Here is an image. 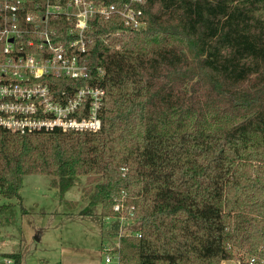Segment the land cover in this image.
Returning <instances> with one entry per match:
<instances>
[{"label":"trees","instance_id":"1","mask_svg":"<svg viewBox=\"0 0 264 264\" xmlns=\"http://www.w3.org/2000/svg\"><path fill=\"white\" fill-rule=\"evenodd\" d=\"M143 9L145 26L125 35L95 22L90 77L48 78L58 93L103 87L101 128H0V200L20 199L26 174L61 194L86 176L82 214L133 207L120 264H264V0Z\"/></svg>","mask_w":264,"mask_h":264},{"label":"built area","instance_id":"2","mask_svg":"<svg viewBox=\"0 0 264 264\" xmlns=\"http://www.w3.org/2000/svg\"><path fill=\"white\" fill-rule=\"evenodd\" d=\"M145 3L0 0V128L21 133L101 128L99 114L106 94L103 87L86 84L72 94L58 93L48 78L90 77L87 52L95 22L122 24L114 34L125 35L145 26ZM104 72L103 67L98 68L101 76ZM113 208L119 218L133 217V207L116 202ZM122 229L123 223L120 237L126 234ZM119 248L120 238L116 248L104 246V264H120Z\"/></svg>","mask_w":264,"mask_h":264},{"label":"rangeland","instance_id":"3","mask_svg":"<svg viewBox=\"0 0 264 264\" xmlns=\"http://www.w3.org/2000/svg\"><path fill=\"white\" fill-rule=\"evenodd\" d=\"M51 180L45 173L26 174L21 198L0 200L12 203L0 209V264H14L7 261L8 253H20L23 264H104V246L116 248L121 224L130 233L137 225L134 217H103L100 203L82 214L89 200L86 176L63 194ZM238 263L236 257L227 261Z\"/></svg>","mask_w":264,"mask_h":264},{"label":"crops","instance_id":"4","mask_svg":"<svg viewBox=\"0 0 264 264\" xmlns=\"http://www.w3.org/2000/svg\"><path fill=\"white\" fill-rule=\"evenodd\" d=\"M104 243H105L104 241L101 243V247H102V244H104ZM101 253L103 254V250L101 251Z\"/></svg>","mask_w":264,"mask_h":264}]
</instances>
